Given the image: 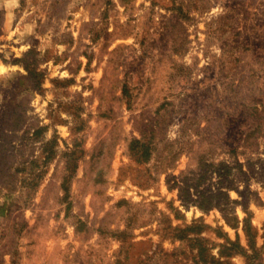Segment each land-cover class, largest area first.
Instances as JSON below:
<instances>
[{"label": "rangeland", "instance_id": "374dc122", "mask_svg": "<svg viewBox=\"0 0 264 264\" xmlns=\"http://www.w3.org/2000/svg\"><path fill=\"white\" fill-rule=\"evenodd\" d=\"M195 237L264 264V0H0V264H205Z\"/></svg>", "mask_w": 264, "mask_h": 264}, {"label": "trees", "instance_id": "16d2710c", "mask_svg": "<svg viewBox=\"0 0 264 264\" xmlns=\"http://www.w3.org/2000/svg\"><path fill=\"white\" fill-rule=\"evenodd\" d=\"M142 147V152H144L145 154H148V149H149V144L147 142H145V140H143V138H134L131 140L130 142V148H139ZM238 221V219H237ZM242 227L248 237V241L250 242V246H252L251 248H254L252 242H251V237L253 235L252 230H253V225L251 223V216L249 215V213L243 218V223H242ZM198 232V231H196ZM174 236H183V235H174ZM195 244H196V248H197V256L201 258V260L204 261L205 264H213L214 262L216 263H225V264H234L233 261L231 260V257L234 256L237 253H242L243 255L246 256L245 259H247V262L249 263H254L253 262V258H254V254H250L246 251V249L240 244V242L235 239L232 240L229 237L226 238V240L220 244V248L218 250V257L212 255L210 256V258L207 259V257L205 256V251L206 248L204 247V245H202L201 243L198 242V237L194 238ZM221 257H224V259L222 260Z\"/></svg>", "mask_w": 264, "mask_h": 264}]
</instances>
